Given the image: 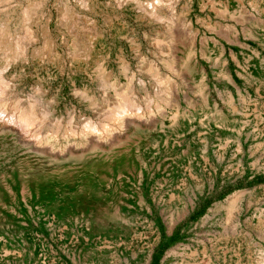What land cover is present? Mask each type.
Returning <instances> with one entry per match:
<instances>
[{
  "label": "rangeland",
  "instance_id": "1",
  "mask_svg": "<svg viewBox=\"0 0 264 264\" xmlns=\"http://www.w3.org/2000/svg\"><path fill=\"white\" fill-rule=\"evenodd\" d=\"M169 1L162 14L185 39L172 53L165 24L132 2H1L15 30L21 8L42 2L59 55L66 9L94 40L86 61L52 52L13 63L20 103L39 97L61 126L91 113L75 89L110 106L129 88L152 106L160 94L149 67L169 77L172 101L103 160L49 163L0 130V264H264V0ZM99 65L115 80L105 94Z\"/></svg>",
  "mask_w": 264,
  "mask_h": 264
},
{
  "label": "bare ground",
  "instance_id": "2",
  "mask_svg": "<svg viewBox=\"0 0 264 264\" xmlns=\"http://www.w3.org/2000/svg\"><path fill=\"white\" fill-rule=\"evenodd\" d=\"M4 1L6 0H0V4ZM113 1L118 7L127 2H132L134 8L143 15V18L165 24L167 41L164 47L169 53L173 52L174 43L182 44L185 41L184 37L179 34L180 32L171 31L172 18L162 14L161 7L172 8L169 0H151L149 2L146 0ZM42 5L43 3L39 2L36 5V10ZM23 8L18 14L20 27L17 30L9 26L7 14L12 11L11 9H3L2 11L5 10L6 15L0 18V54L2 55L0 57V130L9 132L22 140L35 156L49 163L64 162L80 157L95 160L106 159L105 157L108 154L121 152L119 144H121L122 139L126 138L128 130L142 128L140 120L145 113L148 114L152 110L160 113L165 105L171 104L172 100L168 96L171 80L168 76H159L156 69L151 67L148 68L149 74L156 81L160 94L159 101L152 106H150L149 99H145L143 101L144 107H142L136 98L138 96L135 97V93L129 88L116 92L111 104L109 103L110 106L108 103L107 105L103 104L105 103L104 98L97 103L85 88L80 91L75 89L74 94H78L79 98L81 97L87 101L91 113L80 121H75L74 113L69 114L71 116L67 125L61 126V118L59 120L52 117L53 112L42 104L43 100L41 99V102L39 97L29 98L27 96L29 99L26 98L27 100L24 103H20L19 97L14 91L13 80L9 75L13 63L16 61L26 62L29 58L34 57L46 59L52 56V52H55V58L58 60L69 59L70 63L81 61V59L86 61L89 58L94 41L93 38L88 39L86 33H80L77 30L75 15L72 11L66 9L63 14H60L59 20L64 30L61 29L62 31H60L59 29L58 35L59 43L65 48L63 52L67 57L65 58L62 53L59 55L55 51L57 39H55L56 36H53L54 30L50 26L52 17L49 14L48 17H42L40 12L33 7L26 6ZM2 11L0 10V12ZM41 42L43 46L39 47L38 44ZM171 60L173 59L167 61L169 69H171ZM121 70H126L125 66H121ZM130 75L129 81L135 77L134 74ZM95 76L103 94L106 93L107 89L114 87L115 80L106 71L104 65H99L96 68ZM71 94L73 93L71 92ZM174 116L175 114H172L171 118H174ZM78 117L80 118V116ZM93 162L91 161L90 164H93ZM68 168L71 167L68 166Z\"/></svg>",
  "mask_w": 264,
  "mask_h": 264
}]
</instances>
